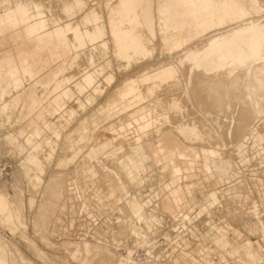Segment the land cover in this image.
<instances>
[{"label":"bare ground","instance_id":"obj_1","mask_svg":"<svg viewBox=\"0 0 264 264\" xmlns=\"http://www.w3.org/2000/svg\"><path fill=\"white\" fill-rule=\"evenodd\" d=\"M87 1L55 0V14L68 20L89 10L90 23L96 28L103 13L112 39L130 41L143 30L142 17L152 3L157 39L170 56L164 60L159 58L152 66L128 78L125 90L116 89L114 97H108L83 120L79 134H93L100 121L110 122L111 116L125 114L118 125H110L114 142L122 139L127 145L133 138L138 141L140 136L150 141L176 138L181 143L177 151L183 157L196 150V156L204 153L215 160L225 155L221 147L218 148L227 143L225 140L233 144L235 151L237 143H241L237 148H243L245 138L251 141L257 137L251 151L264 157V144L255 134L256 127H264V0H103L102 4H93L90 8ZM50 4V0L45 5L34 0H1L0 28L10 25L15 18L32 16L31 12H34L32 17L36 25L40 26L44 12L51 11ZM94 82L93 75L83 80L85 86H92ZM91 101L86 100L89 104ZM125 149L121 146L120 154L125 153ZM177 181L175 177V185L178 183L180 187ZM46 182L42 191L44 200L39 202L33 217L34 229L44 233H48L47 219L59 208L67 192L66 174L53 171ZM19 186L14 196L9 194L7 187L0 189V222L11 230L24 226V192ZM178 193L177 188L174 190L177 200ZM237 216L242 217V214L238 212ZM129 220H121L118 236L132 238L133 245L141 249L153 236L149 235L148 228ZM245 225L252 231L258 227L248 222ZM262 236L264 239V234ZM42 238L49 246L50 240L44 234ZM25 243L31 244L37 257L46 256L29 240ZM112 245H115L113 250L88 241L64 240L61 243L73 259L82 264H155L153 253L157 242L145 248L143 257H134L131 249L134 246H125V254L121 255L117 253L118 245ZM11 251L0 240V264H23L17 250V260ZM161 264H175L174 258L162 260Z\"/></svg>","mask_w":264,"mask_h":264},{"label":"crops","instance_id":"obj_2","mask_svg":"<svg viewBox=\"0 0 264 264\" xmlns=\"http://www.w3.org/2000/svg\"><path fill=\"white\" fill-rule=\"evenodd\" d=\"M33 13L30 14L33 16ZM88 14L89 10L65 20L56 14L53 17L51 11L44 12L40 26L36 25V20L32 16L29 17L26 14L25 19L16 20L15 18L10 25L0 28L1 38L5 40L8 38L11 45L17 49L16 51L7 49L0 54V126L10 120L13 110L17 108L19 110V106H22L18 115H23V120L28 121V128L19 131V135L24 139L19 141L21 143L19 144L16 142L18 135L10 132L4 137H7L9 141L10 154L18 159L22 174L27 179L28 199L25 197V188L22 186L24 215L27 208L31 210L36 207L37 209L36 198L40 197L48 176L45 169L54 164L53 171L66 174L67 192L51 221L48 235L63 236L62 241H88L113 250V243L110 245L108 243L112 242V239L120 242L117 239V232L122 225L121 220L131 219L144 229L148 228L151 231L155 223L153 222L155 214L152 212L154 209L174 217L181 213L183 208L191 205H198L202 210H206V192H198V185L206 190L205 183L193 180L199 176L198 173H201L206 182V154L200 153L196 156L195 154L198 153L193 150L183 157L177 151V145L181 143L176 138H159L156 141H150L145 136H140L138 141L133 138L132 142L129 141L125 145L122 139L114 142L113 137H99L97 130L90 135L79 134L83 120H86L103 102L98 103L92 111L79 99L77 100L78 110L67 108L65 101L75 95H83L88 89L91 92L85 97L86 104H89L86 102L87 98L92 99L91 103L97 98L98 101H103L107 97H114L116 89L125 90L127 79H123L112 91H108L98 82L101 76L106 83L113 82L114 76L111 73L104 74V69L110 65V62L107 61L105 65L94 71L85 70L78 79L63 75V66L47 73L50 62L58 60L65 63L70 55L69 66L75 65L78 61L93 65L95 58L104 57L103 55L106 56L112 52L115 59L120 60L119 62L125 64L127 68L137 61V57L149 55L153 51L151 42L157 39L155 11L152 3L148 5L142 17L143 30L135 40L130 41L112 39L103 13L100 14L101 19L96 28L90 23L92 17ZM60 19L63 21L60 22ZM25 21H30V24L25 27L24 33L18 27ZM71 36L74 40L69 38ZM89 75H93L95 82L92 86H85L83 80ZM38 86L42 89L40 93L37 90ZM49 89L51 91L47 93ZM6 95H9L8 100L5 99ZM119 115L122 114L117 116ZM46 116H54L56 119L49 120ZM62 128L65 129L62 130ZM43 129L50 133L49 137L44 134ZM55 129H60L57 139L52 136ZM256 138L248 142L250 148L256 143ZM260 138L264 143V138L261 136ZM14 142L16 145H13ZM121 146L126 148L123 154H120ZM58 150L60 155L56 156ZM79 156L82 160L80 165L76 162ZM216 159L220 161L219 167L225 172L229 164L227 157ZM71 165L74 167V173L81 172L84 177V187L76 178L69 177ZM210 166L212 168L217 165ZM156 168L160 189H154L152 194L145 197L143 189L146 187L147 178L152 180ZM175 177L178 178L180 187L178 183L175 185ZM123 178H126L125 181ZM96 183H102L105 189L100 184L97 186ZM41 184H44L42 189H40ZM86 188L92 189L98 204L106 205L105 203L111 201L115 204L120 211L115 223L107 221L105 227H102L96 222L93 212L89 210L88 198L85 195ZM177 188L179 200L174 195V190ZM232 188L228 187L224 190L227 192ZM33 192L36 193V197L31 195ZM236 195L237 191H234V197ZM65 215L71 217V223L76 215L87 224L83 234L78 236V240L70 239L63 225L58 235L51 229L61 223ZM182 215L183 222L195 229L196 226L192 223L190 216ZM184 217L188 219L184 220ZM259 222L262 224L261 221ZM179 239L181 240V237ZM212 244L214 248L223 249L229 255L238 256L240 260L244 259L246 262L256 261L262 257L259 253L262 248L254 249L247 239L242 243L246 249H239L240 244L234 240L229 241L227 237L219 239L217 244ZM244 250H247V253H244ZM183 261L188 260L181 256L176 264H182Z\"/></svg>","mask_w":264,"mask_h":264},{"label":"rangeland","instance_id":"obj_3","mask_svg":"<svg viewBox=\"0 0 264 264\" xmlns=\"http://www.w3.org/2000/svg\"><path fill=\"white\" fill-rule=\"evenodd\" d=\"M11 1L25 2L28 0ZM34 1L45 5V2L47 0ZM102 1L103 0H88V7L90 8L94 5H100L102 4ZM50 3L52 4H50L51 15L55 17V13H57V11H55L56 2L55 0H50ZM62 21L63 20L60 19V22ZM29 24L30 21H25L24 23H21L19 25L18 29L25 33L24 29ZM69 38L71 40H74L73 36ZM151 47H153V51H151L149 55L145 57H137V61L127 68L125 67V64L123 65V63L119 62L120 60L117 61L113 53L111 52L106 56L103 55L104 57L95 58V62L93 65H88L85 63V61H78V63H76L75 65L69 66L70 55L65 63L58 60H53L50 62V68L48 69L47 73L53 72L59 66H63V75L74 76L75 79H78L85 70L94 71L100 66L105 65V63L108 61L110 62V65L108 67H105L104 74L107 75L111 73L114 76L113 82L109 81L111 82V84H109V82L106 83L104 77L101 76L99 77L98 84L102 88H107L108 91H112L114 87L120 84L123 79H128L131 76L136 75L137 72H140L143 69H147L149 66L155 64L157 60L169 59V51L166 52L164 46L161 47L158 39H155L153 42H151ZM7 49H13L14 51L17 50L15 46L11 45V42L8 38L5 40L0 36V54ZM37 90L39 93L42 91L40 86H38ZM49 91L51 90L49 89L47 93ZM90 92L91 90L88 89L87 92H85L83 95H75L71 99L65 101V105L67 106V108L71 107L74 110H78L77 100L79 99L86 105L87 108H91L93 111L98 103H102L108 98L107 97L103 101H98L97 98L91 104H86L85 97ZM8 98L9 95H6L5 99L8 100ZM21 107L22 106H19V110L18 108L16 110H13L10 115V120L8 122H4L3 125L0 126V189L1 186L7 187L9 194L11 196H14L15 194H17L16 187H18L19 184V187H21L22 190L23 187L25 188V197L26 199H28L26 191V176L22 174V169L20 167V162L18 161V159L10 154L9 141H7V137H4L5 134L10 132L18 135V140L16 142L22 141L24 139V137L19 135V131L21 129L26 130L28 128V121L23 120V115H18ZM22 112L24 113L25 111ZM123 116L124 114L119 116L113 115L108 120L110 122H107V120L100 121V123L98 124L99 126L97 125L96 127L97 135L99 137H113L110 125H118V119ZM46 118L49 120L56 119L54 116H46ZM64 129L65 128H62V130ZM59 130L60 129L53 130L54 133H52V136H54L56 139L58 138ZM44 134L48 137L50 136V133H48L46 130H44ZM255 134L259 135V137L261 136L262 138H264V127L262 125L256 127ZM225 141H227V143H225ZM225 141L224 145L218 146V148L221 147L220 149L223 153H225V155H219L217 156V158L224 156L227 157V162L229 164L227 163L228 166L226 171L223 172V169L219 167V160H211L209 155L206 154V182L203 180V176L201 175V173H198L199 176L193 179L195 182L199 181L205 183L206 190L198 185V192H206V210H202V208H200L198 205H191L190 207L183 208L182 212L179 213L176 217L171 216L168 213H159L157 209H154V211H152L155 214L154 218L158 220V222L153 225L151 231L149 232V235L151 237L153 236L150 243H158L157 248L154 250L155 253H153L155 264H161L162 260L166 261V259L168 260L171 257L174 258V263L176 264L178 258H180L181 256L186 257V260H188L183 261L182 264H264V239L262 238V235L264 234V157H258L255 155V153L253 154L252 152H250L251 148L250 145H248L249 140H247V138H245L246 144H243V148L241 146L240 148H237L238 145L241 144L240 142L235 145V151L233 144H231L229 140ZM16 142H14L13 145H16ZM19 144L21 143L19 142ZM262 144L264 143L262 142ZM227 147L228 149H226ZM58 155H60L59 150L57 151L56 156ZM81 161V157L79 156L76 162H78V164L80 165ZM211 164L217 165L220 169H218L217 166L211 168ZM54 168L55 166L53 164L48 167V169H45V172H47L48 175H46L47 177L45 176L46 181L49 177L48 173L51 171L53 172ZM73 168V165H71L69 168V177L76 178L81 186L84 187V177L81 175V172L74 173ZM154 172L155 173L152 180L150 182L147 181L146 187L145 189H143V195L145 197L152 194L154 189H160L157 168ZM46 183L47 182H45V185ZM98 184L102 185L103 189H105V186L102 183H96L97 186ZM43 185L44 184H41L40 189H42ZM228 187L233 188L231 189V191L225 192L224 188ZM44 188L46 187L44 186ZM42 191L44 192V190ZM42 191L40 193L41 198H43L44 196V193ZM234 191H237V195L235 197ZM32 194L36 195V193L34 192ZM85 195L88 198L89 210L93 212V215L97 219L96 222H98L100 226L105 227V222L107 221L115 223L116 217L120 215V211L116 208L115 204H113L112 201L105 203L106 205L98 204L97 200L93 196L91 188H86ZM40 197L37 196L36 198V203H38V205L40 204L39 202H42L44 200V198L41 199ZM225 204L227 205L225 206ZM22 207L24 216V228L22 226L17 228L14 227L11 230L0 222V240L7 245L8 250H12L11 252L13 253V257L15 260L18 259L16 255L17 250L19 259L23 260V262H20L23 264H82L80 260L73 259L70 252L66 251L61 246V243L63 242V239L61 238H63V236L50 237L47 232L44 233L41 230L34 229L33 217L34 214L37 213L38 206L37 209L36 207L31 210L27 208L24 215V205L22 197ZM57 210L58 208L54 211V214H52L47 219V226H50ZM150 210L153 209L150 208ZM238 212L242 214V217L237 216ZM182 214L190 216V218L192 219V223L196 226L195 229H192L190 224L183 222ZM158 216L160 218V221ZM70 219L71 217L65 215L64 219H62V222L57 224V226L51 227V229L56 231V234L58 235L60 227L63 225V227L66 228V234L69 236V238L78 240V236L80 234H83V230L86 229L87 224L82 219L80 220L79 218H77L76 215L72 223L70 222ZM244 221L251 223L255 227H257L258 225V221H261L262 224H260L261 226L258 225L259 228L257 227L256 231H252L246 227ZM118 233L119 232H117V239L121 243L116 241L115 239H112V242L108 243L109 245L112 243L118 245V254H125V246H128L129 248L134 246V248H131L133 249V253L135 254V256L134 254L133 256L143 257L145 248H150L149 243L141 247L140 249V247L133 245L134 243L132 238H122L118 236ZM43 234L50 240L49 244H53L52 246H47L48 244L46 245L45 242L42 241L43 238L41 239V236H43ZM22 235L26 239L22 238ZM180 237L181 240L179 239ZM225 237H227L229 241L234 240L238 242V244H240L238 247L239 249H246L242 244L246 239L248 240L249 244L253 245L254 249L262 248L259 250V253L262 255L261 259L252 262H246L244 259L240 260L238 256L229 255L223 249L214 248V245L212 243L217 244V241H219V239H223ZM25 240L27 242L29 240V242L35 244V246L42 252H44L46 256L44 255L45 257L43 258L40 256L37 257L38 255H36L37 253L35 252V250H33L34 248L30 243V246L28 243L26 244ZM28 246L31 248H29ZM113 247H115V245H113ZM135 249L137 251H135ZM244 253H247V250H244ZM93 258L94 256H91V259Z\"/></svg>","mask_w":264,"mask_h":264}]
</instances>
